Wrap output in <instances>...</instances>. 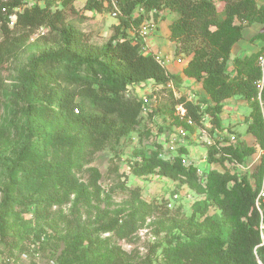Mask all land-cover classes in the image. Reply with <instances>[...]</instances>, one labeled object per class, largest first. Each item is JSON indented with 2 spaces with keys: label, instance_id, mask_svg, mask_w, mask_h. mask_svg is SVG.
Masks as SVG:
<instances>
[{
  "label": "trees",
  "instance_id": "16d2710c",
  "mask_svg": "<svg viewBox=\"0 0 264 264\" xmlns=\"http://www.w3.org/2000/svg\"><path fill=\"white\" fill-rule=\"evenodd\" d=\"M216 2L222 5L220 14ZM106 8L112 10L117 22L106 43L97 45L67 22L62 10L53 11L49 4L27 7L24 0H0V74L17 58L28 35L47 30L44 48L27 58L12 90H0V109L3 102L17 108L22 101L27 105L24 110L10 109L14 117L19 116L24 129V144L10 168V175L19 173L18 190L35 198L36 206L62 203L70 194L83 204L98 200L99 171L91 169L85 183L72 173L83 147L111 149L134 131L142 114L152 117L157 112V104L144 105L131 87L151 83L165 91L168 85L181 82L154 55L142 53L145 38L140 34L141 25L168 10L176 15L168 24L173 56L187 61L181 75L199 83L206 96L193 102L170 93V102L162 110L170 121L168 126L182 127L189 133L203 127L209 118L208 132L214 143L207 146L209 164L245 166L246 159L257 150L263 155L249 176L211 170L201 180L194 165L182 163L186 146H178L175 153L164 157L156 150H145L129 167L130 174L166 178L205 196L197 202L200 210L211 205L218 211L206 223L208 230L180 225L181 233L162 249L163 258L174 257L180 264H264V202L259 198L264 180V86L258 92L255 85L264 70V63L259 61L264 54L236 57L232 59V75L228 72L232 49L242 41L244 29L255 23L264 26V7H259L256 0H86L83 6L96 12ZM255 39L264 42V32ZM233 97L248 103L245 133L253 139V145L241 141L239 135L231 142V135L218 140L213 134L228 132L222 126L221 114L226 100ZM178 105L183 106L185 118L193 122V127L175 116ZM58 120L63 126L47 133L43 124ZM8 127L0 126V147L9 139ZM69 130L72 134L67 135ZM50 146L54 148L51 160L43 163ZM11 203L13 199L7 197L0 218V241L8 252L21 243L18 229L7 222L13 216ZM134 219L126 221V234L136 229ZM72 229L75 235L66 248L65 264H92L98 250L92 231L78 223ZM25 237L43 241L41 230ZM113 264L127 263L120 259Z\"/></svg>",
  "mask_w": 264,
  "mask_h": 264
},
{
  "label": "rangeland",
  "instance_id": "374dc122",
  "mask_svg": "<svg viewBox=\"0 0 264 264\" xmlns=\"http://www.w3.org/2000/svg\"><path fill=\"white\" fill-rule=\"evenodd\" d=\"M85 1L24 0V4L27 7L35 4L44 7L49 4L53 11L62 10L66 21L82 30L89 43L103 45L113 34L111 27L116 24V18L108 8L101 12L84 10ZM256 3L259 7H264L263 4L259 5L257 0ZM215 4L220 14L222 5L219 2ZM175 18L174 12L164 10L157 14L156 19L151 18L140 27V31H148L142 53L154 55L164 67L176 59L173 56L174 44L168 39V24ZM46 31L40 29L24 39L17 58L11 65H6L0 74V90L7 92L12 90L11 85L15 82L19 70L26 65L27 58L44 48L43 35ZM259 32H264V26L257 23L244 29L242 41L232 49L230 55L228 63L230 75H232V58L235 54H238V58L256 53L264 54L263 51L260 52L264 42L255 39ZM178 64L182 66L183 63ZM150 86L133 88L132 91L139 97L148 98V94L151 93ZM153 89L158 92V102L157 112L152 117L146 112L142 114L141 122L134 131L121 137L111 149L83 147L81 155L75 161L76 167L72 169V173L80 182H87L91 169H97L101 176L98 182L99 198L97 201H89L88 204L76 201L75 194H70L62 203L49 207L42 204L36 206L35 198L18 190L16 180L19 179V173L15 171L10 175V168L24 144V129L19 116L14 117L10 109L24 110L27 105L24 101L19 103L18 108L7 102L1 104L0 126L9 125L10 136L0 147V218L3 215L2 207L5 199L11 197L13 203L10 204V209L13 216L7 222L16 226L21 243L17 249L8 252V248L0 241V264H65L68 260V254L66 255L65 252L72 236L75 235V230L72 229L75 223L91 230L93 239L98 244V250L90 261L92 264H113L120 259L127 264H180L174 257L163 258L162 249L181 233L180 225H188L193 230H208L206 223L218 211L211 205H208L206 210H200L197 202L204 200L205 196L196 195L185 186L157 175L132 176L129 167L139 160L141 151L156 150L160 157L170 153L166 147L174 130L168 126L170 121L162 111L170 102V93L175 98L184 96L193 102L205 98V94L200 84L196 82L181 81L170 88L172 92L169 89L162 91L155 86L151 88L152 91ZM234 98L236 97L231 100L235 103L237 100L243 101L242 98ZM241 103L238 101L235 109L231 108L232 110L226 112L227 118L222 122L228 132L214 131L213 134L218 140L227 135L235 137L236 133L228 127L231 124L234 131L245 133V123L240 120L243 117L245 120L250 108L247 106L248 103L247 105ZM261 109L264 110V106L261 105ZM234 118L237 120L235 121ZM209 121V118H206L204 124L210 126ZM238 121L240 123H237ZM62 126V121L59 120L43 124L49 134ZM66 134L70 135L72 131L69 130ZM198 138L197 130L193 128L183 140V145L187 150L185 163L196 167L201 180H204L211 170L221 172L227 170L239 176H249L263 155L262 151L257 150L255 155L246 159L245 166L234 167L226 163L221 166L209 164L206 161L208 148ZM248 144L253 145L254 141ZM53 150L54 148L50 146L48 155L42 158L43 163L51 160ZM12 181L16 184L12 185ZM262 189L259 198L264 200V180ZM134 210H137L135 216H133ZM131 218H135L136 229L126 234V221ZM33 230H41L43 238L41 243L31 241L32 237H25ZM43 235H46L47 240L44 241Z\"/></svg>",
  "mask_w": 264,
  "mask_h": 264
},
{
  "label": "built area",
  "instance_id": "2783aa9c",
  "mask_svg": "<svg viewBox=\"0 0 264 264\" xmlns=\"http://www.w3.org/2000/svg\"><path fill=\"white\" fill-rule=\"evenodd\" d=\"M113 16H115V14H113ZM10 19L12 20V18H10ZM140 34H141V36L143 38H145L148 35V31L147 30H143V31L140 32ZM259 61H260V64L263 65L264 56H261L259 58ZM148 85H151L150 89H149V91L151 93L148 94L149 95V97H148L149 99L147 97H140V98L143 101L144 105L151 106L152 102L155 103V104H157V102H158L157 95L155 94L156 91L154 89H153V91L151 90V88L153 87V85L151 83L141 84V85L134 86V87H131V88L132 89L133 88H139L140 89V88H144V87H146ZM255 85H256V89L258 90V92H261V90H262V88L264 86V70H262V76H261L260 80H258L256 82ZM167 87H168V89H170L172 87V84L168 85ZM174 114L180 120L185 121V123L188 126H191V127L194 126L193 122L190 119H186L185 118L186 112H185V109L183 108V106H181V105L176 106ZM173 130H174L173 135L171 136L170 140L168 141V145L166 147V149L170 153H175L177 147L183 145V140L188 134L182 127H173ZM196 130H197V136L199 137L198 139L201 140L206 146H210L211 144H214L213 143V139H211L210 136H209V132H208L210 130V126L209 125L203 124V127H198ZM229 140L231 142H234L235 141V137L234 136H229ZM171 156H172V154L168 155V157H171ZM185 162H186L185 159H183L182 163L185 164ZM262 192H263V189L261 190L259 196L261 195ZM262 201L264 202L263 199H262ZM262 228L263 227H261V229Z\"/></svg>",
  "mask_w": 264,
  "mask_h": 264
},
{
  "label": "crops",
  "instance_id": "0c3cea01",
  "mask_svg": "<svg viewBox=\"0 0 264 264\" xmlns=\"http://www.w3.org/2000/svg\"><path fill=\"white\" fill-rule=\"evenodd\" d=\"M257 1L259 2V5H260V4H263V5H264V0H257ZM248 29H249V28H248ZM259 41H260V40H259ZM240 42H241V41H240ZM240 42H239V43H240ZM239 43H238V44H239ZM238 44H236L235 46H237ZM235 46H234V47H235ZM234 47H233V48H234ZM173 51H174V49H173ZM237 55H238V54H235V57H234V58H236ZM244 56H245V55H244ZM234 58H232V59H234ZM179 62H180V64L183 63L182 66H180V65L178 64ZM186 62H187L186 60H183V59H181V58H177V59H175L174 61H171L170 63H168V64L165 66V68H166V70H167L170 74H174V75L178 76V77L181 79L182 82H194L193 80L186 79V78H184V77L181 75V71H182L184 65L186 64ZM177 64H178V66H177ZM175 65H176V66H175ZM179 66H180V67H179ZM205 98H206V96H205ZM234 99H237V98H234ZM238 101L242 102V103H241L242 105H243V104L247 105L245 101H241V100H237L236 103L233 102L231 99L226 100V102L224 103V107H223L222 114H221V120H222V121H224L225 118H227V116H226V112H227V111L232 110L231 108H234V109H235L236 104H237ZM247 106H248V105H247ZM248 107H249V106H248ZM246 117H248V116H246ZM243 118H244V117H243ZM243 118H242V120H240V122H241V121H244ZM234 119H235V121L237 120L236 118H234ZM240 122L238 121L237 123H240ZM206 125H208V124L206 123ZM222 126H223V122H222ZM232 126H233V125L231 124V125H229L228 127H230V130H231L232 132L236 133L235 135H239V136H240V140H241V141H245L247 145H249L248 142H253V139H252L249 135H247L246 133L241 134V133H239V132L234 131ZM223 127H224V126H223ZM224 129H226V127H224ZM245 130H246V125H245ZM232 136H233V135H232ZM251 145H252V144H251ZM254 163H255V161L253 162V164H254Z\"/></svg>",
  "mask_w": 264,
  "mask_h": 264
}]
</instances>
